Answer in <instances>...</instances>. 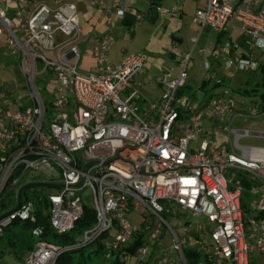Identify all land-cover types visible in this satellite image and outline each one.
Masks as SVG:
<instances>
[{"label":"built area","instance_id":"obj_1","mask_svg":"<svg viewBox=\"0 0 264 264\" xmlns=\"http://www.w3.org/2000/svg\"><path fill=\"white\" fill-rule=\"evenodd\" d=\"M15 3L19 6L9 12L6 6ZM100 4L109 13L110 24L113 11L122 18L127 13L141 17L120 0H101ZM90 5L94 8L97 2L91 1ZM158 9L173 13L176 7ZM194 21L210 34L238 27L256 48L264 50V0H207L206 6L197 10ZM81 36L73 1L53 0L51 4L0 0V39L4 37V46L20 61L26 88L16 103L0 84V215L8 211L1 212L3 203L16 204L18 190L28 174L33 177L42 173L43 181L74 184L81 180L89 161L117 156L107 163L90 164L80 187H58V192L49 194L54 229L66 233L75 227L88 194L96 223L83 232L82 244L116 228L112 240L104 241L105 257L110 259L112 251L139 232V226L126 217L138 200L156 215L146 238L150 242L160 238L165 223L175 236V249L182 261L187 245L210 253L217 264H249L253 252H264V148L239 145V136L252 130H234L232 123L239 113L245 117L258 115L257 108L250 106L246 112H237L236 101L225 97L230 92L228 87L207 116L204 108L210 102L202 108L189 97L180 102L178 91L187 84L194 55L175 47L172 52L179 61L178 72L171 67L156 78L164 87V97L141 111L134 78L145 68V55L125 53L116 64L111 63L109 51L114 38L108 32L97 37L93 45L95 69L82 72ZM197 40L192 37L194 43ZM225 50V67L231 78L237 71L257 69L253 57L233 56L230 47ZM201 51L210 53L204 61L208 73L212 59L224 51L208 44ZM41 77L52 78L51 86L45 88L50 94L46 99L38 88ZM216 83H223L222 78ZM47 110L52 115L45 122ZM155 117H159L156 124ZM205 118L219 122L229 118L223 127L228 132V144L216 143L219 130L213 132L207 127ZM179 119L188 122L181 134L175 128ZM199 134H204L200 142ZM244 177L253 181L249 200L253 216L247 220L242 207ZM163 202L169 208L179 206L189 211L195 220L179 224L181 234L177 233L162 215ZM34 211L33 198L24 196L19 209L0 221V234L16 219L34 220ZM32 233L38 240L21 264H57L59 255L70 248L46 239L41 227L33 228ZM149 251V244L144 243L137 254L144 258ZM159 264L177 262L164 252Z\"/></svg>","mask_w":264,"mask_h":264},{"label":"rangeland","instance_id":"obj_2","mask_svg":"<svg viewBox=\"0 0 264 264\" xmlns=\"http://www.w3.org/2000/svg\"><path fill=\"white\" fill-rule=\"evenodd\" d=\"M190 1V0H189ZM193 1V0H191ZM19 5L17 3L10 4L6 6V9L11 12L15 8H17ZM29 12V11H28ZM185 12V11H184ZM193 15L189 13V11H186V15L183 18V25L180 27V30L176 31V35L182 36L184 38V44L179 45L180 48H188V51L191 52L193 48V43L189 42V36H191V32H193V29L196 30L195 26L191 22V18ZM146 18L142 20H136L134 19V22L132 26H127L126 24H114L113 29L111 30L112 35L114 37V45L113 49L116 53L117 50L120 51L122 48H125L128 51H135V52H141L145 55L146 63H145V72L141 73L136 77L135 81V87L143 94L146 98H148V103H153L156 100L161 99L164 97L165 90H161V88L155 83L157 77L161 76L164 72V70L171 68V67H178L179 63L174 60V58L170 55V49L172 43V36H170V33H166L165 35H158L156 38H153L152 30L153 28L150 27L148 30H143L140 28V25H143L144 27H147L146 24ZM189 20L191 30H187L185 23ZM176 21H180L177 19ZM83 27L89 29V24L85 25L83 22H81ZM123 25L128 28L130 27L131 30L127 32L126 28L122 29ZM197 27V26H196ZM164 31V28H162ZM198 33V30H196ZM205 32V31H204ZM243 33V32H241ZM205 37L202 35V39ZM248 37V36H247ZM249 40H251L250 37H248ZM3 38L0 39V84H3L4 91L7 95L11 97L12 100H14L16 103H18V98L21 93H24L25 88V75L21 68L20 61L16 56H14L10 49H7L6 46H4ZM93 45L94 43H87L85 46H83L82 51V57L79 64V70L82 72H89L95 69L96 65V58L93 55ZM201 46V43H199L198 46L195 47L194 51V57L191 59L189 67H188V73L189 78L187 80V83L189 84V89L185 91V94L179 98L180 102L184 100L185 97H189L194 105H198L200 108L202 106H205L207 102H210L209 106H205V114L206 116L208 114H211L214 110V101L222 97V93L226 87L230 89V92L225 95L226 98L234 99L236 101L235 109L237 112H246L248 107L254 106L258 110V115H248L245 117L243 114L239 113L234 118V121L232 123V129L234 130H243L246 128H249L252 133L248 135H240L238 139V143L241 146L246 147H262L264 148V101L260 98V94L264 92V78L262 75V72L260 69L254 70V71H237L234 78H231L229 75L225 78L224 85H220L213 88V85L217 82V78L221 77H215V79H211L210 84L206 86L207 91L200 90L198 91L199 85H201V82L205 78L206 74H209L211 76L212 69L207 73L204 68V62H203V54L199 52V48ZM173 51V50H172ZM48 57L52 58L51 52H43ZM173 53V52H172ZM111 54V52H110ZM256 57L261 58V61L264 60V50L258 49L256 50ZM229 73V71H228ZM46 82V83H45ZM151 82L153 84H151ZM46 85V87L51 86L52 84V78L51 77H41V83L38 84L39 89L42 88L43 85ZM243 86L247 89H252L255 87H258V92L255 94H243L239 91V88ZM40 94L43 99H46L50 96V94L45 91L44 89H40ZM161 97V98H160ZM159 98V99H157ZM52 115V112L50 110L46 111V118L45 122L48 121V117ZM205 120H208V118H205ZM209 121V120H208ZM207 121V124H208ZM229 118H226L225 121H214L211 128L213 129V132L218 129L219 134L216 135L215 141L218 145L222 144H228L229 142V136L228 132L223 130V127L226 123H228ZM159 122V117H155L154 124ZM188 126V122L186 120L179 119L176 122V132L178 134L182 133V129L186 128ZM236 132V131H235ZM235 132L231 133V139L234 141L235 139ZM199 142L204 138V134H199ZM195 144L192 142L191 147L193 148ZM237 151H240L237 149ZM39 180L43 179L42 173H36L33 175V177H29V174L22 180V183H27L29 180ZM28 192L36 196L39 193L44 194H51L56 193L59 191V188L57 187H32L27 189ZM247 198V197H246ZM258 196H256L254 199L257 200ZM165 205V211L163 212V217L170 225L173 226L174 230L180 233L179 224L186 223L187 221H194L195 217H193L189 211L182 210L179 206H176L175 208H169L165 202H163ZM84 204L86 206H92V198L87 194L84 197ZM249 197H248V208L249 211L247 215L245 216V220L248 219V216L251 218L253 216V212L249 206ZM126 217L128 220H130L133 224L137 226L145 225L147 227L148 225L152 224L156 220V215L153 213V211L148 208L144 203L136 200L131 210L126 213ZM201 220H203V217H201ZM163 233L160 238L157 240L151 241L149 244L150 251L145 256V260H149V254L153 251H157L160 253H164L163 251L169 250L171 256L174 258V260L177 262V264H180V254L175 249V236L171 232V230L167 227L165 223H163ZM117 231L116 228L111 229V231L106 236V239L103 238V240H112V237L114 233ZM19 241L23 245V247L32 246V242L30 241L31 237L28 233L24 231H20ZM147 237V234L145 235ZM35 241L38 240V237H34ZM81 240L84 242V238L81 236ZM82 242V243H83ZM89 249V248H88ZM11 254V253H10ZM7 254L4 259L0 258V263L2 260L5 261L8 260L12 255ZM2 256V253L0 254ZM158 255L156 254L151 264H158ZM250 262L252 264H264V252L258 253L253 252L251 254ZM83 264H111V261L104 258L102 254L93 255L92 260L86 261ZM126 264H137V261L134 258H127Z\"/></svg>","mask_w":264,"mask_h":264},{"label":"crops","instance_id":"obj_3","mask_svg":"<svg viewBox=\"0 0 264 264\" xmlns=\"http://www.w3.org/2000/svg\"><path fill=\"white\" fill-rule=\"evenodd\" d=\"M34 1L35 2L46 1L48 3L53 4V0H34ZM70 1L75 2L77 5V10H78L79 18H80V24L82 27V36L80 40L82 51L84 49L83 46H85L87 43H90V42L95 43V40L97 37L102 36L108 32L111 33L112 32L111 30L113 29L112 26H114V24H116V26L117 24H126L127 26H132L134 25L133 24L134 19L138 21V20H142L146 18L147 20L144 24H146L147 27L140 25V28H142L143 30H148L150 29V27L153 28L152 34H151L153 38H156L158 35L166 36V33H170L171 34L170 36H172V40H171L172 43H171V46L169 47L170 55L172 58H174V60H176V62L179 63L178 59L173 55L172 50L175 47H177L178 49L181 50V52L187 53L189 52L188 51L189 47L185 49L180 48L179 45H183L185 40L182 36L176 35L175 33L176 31L180 30V27L183 25V18L186 15V11H189V13L193 15L191 18V22L195 26L196 30H198V33H197V31L193 29V32H191L192 33L191 36H189V42L193 43V48L191 50L193 55H194L195 47L198 46L199 43H201L199 52L203 54V59H204L203 62L205 61L206 57L210 55L209 52L203 53L201 51L202 48L206 44H208L210 48H216V47L221 48V49L223 48V51H224L218 58L212 59V71L213 72L211 76H209V78L215 79V77H218V76H221L218 78H225L227 75H229L230 70H228L225 67V60L228 56L225 48L230 47L231 48L230 52H231V55L233 56H236V55L242 56L243 53H248L255 60L261 61V58L256 57L257 48L254 46L252 40H249L248 35L241 33L242 31H240L238 27L227 28L225 30H216L212 32L211 34L206 28L203 30L200 29V26L194 21V17L198 9L206 6L207 0H193V1L191 0L190 1L189 0H120L121 4L124 5L128 10L132 8L136 9V11L141 15V17L134 18V16L131 13H127L126 17L122 18V17L117 16L116 12L113 11L112 12L113 14L112 24L108 22L109 13L107 12V10H105L104 6L100 4L101 0H70ZM91 1L97 2V5L94 8H91V5H90ZM103 1L105 3H112L114 0H103ZM158 6H161L169 10H172L174 7H176V10H174L173 13H163L158 9ZM177 19H179L180 21H176ZM81 22H83L85 25L89 24V29L83 27ZM185 26L187 30L189 29L191 30L192 26H190L189 20H187V22L185 23ZM121 28L124 29L126 27L123 25V27ZM162 28H164V31ZM126 29H127L126 30L127 32L131 30L130 27ZM204 33H205V37L202 39V35H204ZM194 36L198 38L196 43L192 41V37ZM113 45H114V42H113ZM113 45L109 51V58H110L111 63L113 64H116L125 53L143 54L141 52L128 51L125 48H122L120 51L117 50L116 53H113L114 52ZM144 72H145V68L142 72L138 73L135 76L134 87H135L136 77ZM177 72H178V68L176 67V73ZM204 79H207L206 75ZM154 82L157 83L156 80ZM151 84L153 83L151 82ZM157 85L161 88V90H164V87L162 85H160L159 83H157ZM136 90L139 92V96H140V100H139L140 105H141L140 109L141 111H144L147 105L149 104L147 102L148 98H146L143 94H141V92L137 88ZM208 120H205L204 123L207 127H211L214 121L210 119ZM207 121H208V124H207ZM34 246L35 244H33V248ZM32 249H30V246L25 247V248L23 247L22 259L24 255L27 252L31 251ZM7 254H10V253L9 252L5 253L4 258L8 256ZM10 255L12 256L8 260L5 259V261L4 260L2 261L3 264H21L22 259L17 258L14 254H10Z\"/></svg>","mask_w":264,"mask_h":264},{"label":"trees","instance_id":"obj_4","mask_svg":"<svg viewBox=\"0 0 264 264\" xmlns=\"http://www.w3.org/2000/svg\"><path fill=\"white\" fill-rule=\"evenodd\" d=\"M242 56L251 57L248 53H243ZM257 62V69L261 70L264 78V60H257ZM225 78H222L223 83H215L213 85V88L220 85H224ZM210 82L211 78L203 79L200 85L201 90L207 91L206 86L210 84ZM39 83H41V80L38 81V84ZM189 87L190 86L188 83L181 87L178 91V97L180 98L181 96H183L185 94V91L189 89ZM45 88L46 85L44 84L40 89L45 90ZM239 91L246 95L259 93L258 87L247 89L241 86L239 88ZM259 94L260 98L264 101V92ZM252 184L253 181L251 179H249L248 177H244L245 190L242 197V207L243 210L247 213L249 211L248 197L250 200L253 196L250 191ZM24 196H31L34 200V220L21 221L19 219H16L4 229L3 233L0 234V254L2 253V256H0L1 259L4 258L5 253L7 252L14 254L19 259H22L23 245L19 241V230L29 234V236L31 237L30 241L33 245L36 242L35 239H33L35 236L32 233V230L35 227H41L43 229V236L46 239L55 242L56 244H59L62 247H70L69 249L64 250L59 255L57 259V264H83L86 261L92 260L93 255L97 254H102V256L106 258L104 246L105 240H103V238L106 239L108 233L103 234L100 238L94 239L93 241L82 244L83 241L81 240V236L83 235V232L96 223V212L93 206L84 205L83 214L76 222L75 227L69 232L59 233L56 229H54L50 221L49 194L39 193L36 196H33L26 189L24 192ZM14 205L15 201L3 203L1 207V212L9 210ZM152 225L153 223L148 225L147 227H145V225L139 226V232L135 233L133 237L121 248L112 251V256L110 259H106L110 260L111 264H126L128 257L134 258L137 261V264H151V261L156 254L160 259L162 257V253L157 251H153L149 254V260H145V257L141 258L137 254L138 248L141 245H143L144 243H150V241L145 237V235L148 234ZM32 248L33 247L30 246V249ZM163 252H169V250H165ZM183 252L186 264H217L210 253L201 251L196 247H190L185 245L183 247ZM26 254L24 255L22 261L24 260ZM169 255L171 256L170 252ZM0 264L3 263L1 262ZM180 264H184V262L180 260ZM249 264L252 263L250 262Z\"/></svg>","mask_w":264,"mask_h":264},{"label":"water","instance_id":"obj_5","mask_svg":"<svg viewBox=\"0 0 264 264\" xmlns=\"http://www.w3.org/2000/svg\"><path fill=\"white\" fill-rule=\"evenodd\" d=\"M117 156L110 158L106 161L103 160H91L89 161L83 168V172H82V177L81 180L77 183H56V182H48V181H43V180H35V181H29L27 183H24L20 186L19 190H18V195H17V202L15 204L14 207H12L10 210H8L7 212L3 213L2 215H0V221L5 219L10 213L14 212L15 210H18L22 201H23V197H24V192L26 189L28 188H32V187H80L83 182H84V177L86 174V170L87 167L92 164V163H107L113 159H115ZM183 262L184 264H186L185 261V257H184V252H183Z\"/></svg>","mask_w":264,"mask_h":264}]
</instances>
